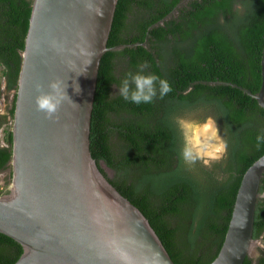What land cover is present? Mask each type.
I'll return each mask as SVG.
<instances>
[{
	"label": "trees",
	"instance_id": "trees-1",
	"mask_svg": "<svg viewBox=\"0 0 264 264\" xmlns=\"http://www.w3.org/2000/svg\"><path fill=\"white\" fill-rule=\"evenodd\" d=\"M33 0H0V65L14 95L0 113V171L11 168L12 123ZM100 62L90 150L107 179L149 220L175 264L218 255L244 172L264 154V108L246 93L262 83L264 0H118ZM166 79L171 91L133 104L118 92L128 72ZM237 84L238 86L232 85ZM216 118L226 150L210 164L183 162L177 118ZM4 126V127H3ZM115 172L107 175L100 161ZM12 174V171H11ZM11 179V176H10ZM8 189H0V195ZM253 237L264 239V173ZM258 264H264L260 248ZM23 246L0 232V264ZM248 255L243 264H253Z\"/></svg>",
	"mask_w": 264,
	"mask_h": 264
},
{
	"label": "water",
	"instance_id": "water-1",
	"mask_svg": "<svg viewBox=\"0 0 264 264\" xmlns=\"http://www.w3.org/2000/svg\"><path fill=\"white\" fill-rule=\"evenodd\" d=\"M117 2L33 0L12 123L11 180L0 195V232L23 246L13 264H175L90 150L101 58L125 46L107 45ZM261 65L257 94L231 84L264 108V49ZM53 81L68 86L50 118L36 97ZM263 173L264 154L244 172L224 241L209 264H243L250 255Z\"/></svg>",
	"mask_w": 264,
	"mask_h": 264
},
{
	"label": "clouds",
	"instance_id": "clouds-1",
	"mask_svg": "<svg viewBox=\"0 0 264 264\" xmlns=\"http://www.w3.org/2000/svg\"><path fill=\"white\" fill-rule=\"evenodd\" d=\"M140 65L137 72H128L121 80L118 92L123 100L133 104L151 103L159 93L160 97L171 91V85L166 79H161L153 73H145ZM66 82H50L48 92H40L36 97V105L40 111L50 118L55 116L63 100L61 93H66ZM79 92V85H75ZM67 94V93H66ZM183 138L180 152L183 162L194 165L198 161L210 164L212 160L219 159L226 148L223 136L219 134L216 118L208 116L204 121L177 118L176 121ZM257 142L264 140V134L257 135Z\"/></svg>",
	"mask_w": 264,
	"mask_h": 264
},
{
	"label": "rangeland",
	"instance_id": "rangeland-1",
	"mask_svg": "<svg viewBox=\"0 0 264 264\" xmlns=\"http://www.w3.org/2000/svg\"><path fill=\"white\" fill-rule=\"evenodd\" d=\"M14 92H7L6 91V86H5V79L2 74V67L0 65V113H6L8 110V106L12 100V95ZM181 118V117H180ZM182 118L185 119H192V120H197V121H204V120H199L197 116L193 113L186 114L182 116ZM218 126V125H217ZM219 129V127H218ZM220 134V130H219ZM221 135V134H220ZM226 148L223 150L222 154H220L219 158L223 155L225 152ZM218 160V159H215ZM104 170L106 171L107 175L110 177H113L115 175V172L110 169L107 166H102ZM10 176H11V168H7L5 170L0 171V189H6L8 188L10 184ZM264 248V239H256L254 245L251 248L250 254L251 257H257L261 253L260 247Z\"/></svg>",
	"mask_w": 264,
	"mask_h": 264
},
{
	"label": "flooded vegetation",
	"instance_id": "flooded-vegetation-1",
	"mask_svg": "<svg viewBox=\"0 0 264 264\" xmlns=\"http://www.w3.org/2000/svg\"><path fill=\"white\" fill-rule=\"evenodd\" d=\"M10 92H14V90H11ZM14 95V94H13ZM13 95H12V97H13ZM4 127V126H3ZM260 248H263L262 246L260 247ZM260 255V254H259ZM258 255V256H259ZM258 256L257 257H253V260H252V262H253V264H258ZM250 257H251V254H250Z\"/></svg>",
	"mask_w": 264,
	"mask_h": 264
}]
</instances>
